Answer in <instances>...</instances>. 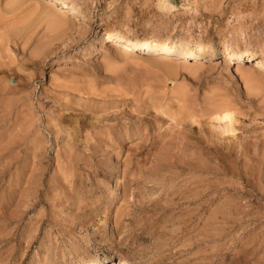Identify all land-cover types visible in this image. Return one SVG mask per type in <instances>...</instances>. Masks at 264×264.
Returning <instances> with one entry per match:
<instances>
[{
    "label": "rangeland",
    "instance_id": "1",
    "mask_svg": "<svg viewBox=\"0 0 264 264\" xmlns=\"http://www.w3.org/2000/svg\"><path fill=\"white\" fill-rule=\"evenodd\" d=\"M69 1L91 19L27 32L0 0V264H264V90L223 46L264 56V0ZM107 31L212 43L168 69Z\"/></svg>",
    "mask_w": 264,
    "mask_h": 264
},
{
    "label": "bare ground",
    "instance_id": "2",
    "mask_svg": "<svg viewBox=\"0 0 264 264\" xmlns=\"http://www.w3.org/2000/svg\"><path fill=\"white\" fill-rule=\"evenodd\" d=\"M5 1L4 2V5L7 4L6 0H3ZM8 1V4L11 2V3H15L14 5H12L13 7L17 6L18 4L20 6H22V4H25L26 6V3L29 4L30 2H34L33 6L31 8L34 7V9L32 10L31 8V12H30V9H29V13L27 12V14L25 13V16H24L21 20L18 19L16 20L18 23H16V27H20L21 29H24L25 31H27L29 29L30 30H34L35 32V29H36V24L38 25L37 27L39 28L41 23L42 22H46L44 28L47 30L48 28L50 29L51 26L53 27L55 22H69V20H71V17L70 15L73 17H77L79 18L81 21H89L91 18V16L89 17L86 13H82L80 11V9L77 7V5L75 6L73 3H71L69 0H7ZM161 6H166L168 5L166 3V0H159ZM10 3V4H11ZM31 5V3H30ZM29 5V6H30ZM10 9L12 8L11 5H9ZM19 6V7H20ZM8 7V5H7ZM7 7H3L7 10ZM17 7V8H19ZM2 8V9H3ZM8 8V11L10 10ZM28 8V7H27ZM1 9V10H2ZM4 10V9H3ZM3 11L4 13L6 12ZM19 10V9H18ZM21 11V10H20ZM11 12V11H10ZM12 12H14L12 10ZM8 13V12H6ZM5 13V14H6ZM0 19L2 20L3 18L1 17L2 16V11H0ZM3 17H9L7 15H5ZM13 15V14H12ZM28 16V17H26ZM26 17V18H25ZM70 17V19H69ZM9 19V18H8ZM4 21V19H3ZM41 21V23H40ZM54 24H53V23ZM13 23V22H12ZM40 23V24H38ZM19 24V25H18ZM48 24H53V25H49L48 27ZM9 25V24H8ZM7 25V26H8ZM11 25V24H10ZM64 25V24H63ZM14 26V24H13ZM42 26H43V23H42ZM57 26L59 27V25L57 24ZM12 27V26H11ZM9 26V29H12L11 32H17L20 31L21 33V29H16V27L14 28H11ZM47 27V28H46ZM57 27V28H58ZM7 28V31H8V27ZM4 27V29H6ZM14 29V30H13ZM27 29V30H26ZM50 31V30H48ZM9 32V31H8ZM14 32V33H15ZM16 32V33H17ZM23 32V30H22ZM28 32V31H27ZM45 32V31H44ZM47 32V31H46ZM15 35H20L19 33H17ZM33 33V31L31 32ZM41 33V32H40ZM27 35V37H25ZM24 38H26V42H28L29 38H31L30 36H32L33 34L30 35V32L29 33H26ZM24 35V34H22ZM22 35H20L22 37ZM7 36V35H6ZM1 38V37H0ZM22 39V38H21ZM25 42V40H24ZM26 42H25V45H26ZM46 43V42H45ZM110 44V45H113V46H116L114 44H118L119 46H116L118 47L119 49H121V51L123 53H125L127 56H131L132 58L133 57H141L146 51H150V50H154L156 49L157 50H162L163 52L162 53H159V54H151V56L149 57V59H152V60H155V61H159L160 63L164 64L168 69L172 66L173 67V60H174V55H184V56H181V61H183L184 63L183 64H188L189 63V58L193 55H199V54H204V52L206 51V49L208 48L209 45H211L212 41L210 39H203V38H199L197 40H194V41H190L186 44H175V43H172L168 36H164V35H160V34H151L149 35L148 37L144 38V39H140V38H134V37H126V35L118 32V31H107L106 34L103 36V39H102V44ZM231 43V42H230ZM223 46L226 50H229L230 53H231V59H235V60H240V61H244L245 59L247 60H254L256 59L255 63L252 64V66L250 68L248 67H242L240 68L239 66V71L241 73V76L244 78L243 80H245L246 84L248 85V83H252L248 86H251L253 87L255 84L256 86H259L261 85L262 89L264 90V56L263 55H259V56H255L253 53H245V52H242L240 51V49L234 45H231V44H226L223 42ZM147 49V50H146ZM1 50V49H0ZM206 54V53H205ZM145 56V55H144ZM3 61V60H1ZM237 61V62H238ZM2 63V62H1ZM195 65L197 66H200V63H201V60H197L195 59L194 62ZM171 67V68H172ZM8 82V81H7ZM260 88V87H259ZM258 89V88H257ZM254 90L255 87H254ZM223 92V91H222ZM264 93V92H263ZM223 94V93H222ZM227 100V98H226ZM225 100V101H226ZM225 101H223V103H218L220 104L219 106H216L215 109H213V114L216 116L215 119H220V120H225V123H223V128L225 126V130H230V131H233L235 129L234 127V123H236V115L234 113V110L232 109V106L230 105L231 102L230 101H226V103H224ZM230 102V104L228 103ZM217 105V104H216ZM92 105H88V108H90ZM58 110V109H56ZM106 112V111H105ZM56 113V112H55ZM190 113V112H189ZM188 113V116H193V113L192 114H189ZM97 114V113H96ZM103 114V113H102ZM95 115V114H94ZM101 115V114H100ZM212 115V114H211ZM25 116V115H24ZM48 116V114H47ZM238 116V115H237ZM99 117V116H98ZM197 117V116H196ZM195 118V117H194ZM193 118V119H194ZM50 119V118H49ZM192 119V118H191ZM196 119V118H195ZM51 120V119H50ZM17 122V121H16ZM224 122V121H223ZM56 123L53 122V124ZM89 123V122H88ZM225 124V125H224ZM20 125V124H19ZM56 125V124H55ZM180 125V124H179ZM219 125V124H218ZM27 126V125H26ZM95 126V125H94ZM167 127V126H166ZM220 127V126H219ZM222 127V126H221ZM11 129V128H10ZM84 129V128H82ZM26 130V129H25ZM170 131V130H169ZM172 131V130H171ZM178 132V131H177ZM222 132V131H221ZM224 132V130H223ZM11 133V132H10ZM131 129L130 128H127L126 126L121 128L120 130L117 131V133L112 132V133H108V135L105 136L104 139H107V140H104L105 143L108 145V146H118L120 143L122 142H119V140L123 139V138H127L129 136H131ZM94 134V133H93ZM100 134V133H99ZM110 134H112L110 136ZM170 134V133H169ZM9 135V134H8ZM12 135V134H11ZM35 136V135H34ZM103 136V135H102ZM101 135L99 136L98 134H94V135H91V134H88V136H86V142H88V140L91 138V137H94L98 142H102L103 141V137ZM107 137V138H106ZM166 137V136H165ZM260 139H263V138H260ZM34 140V138H33ZM7 141V139H6ZM5 141V142H6ZM9 143V142H8ZM180 143V142H179ZM179 143H178V146H179ZM5 144V143H4ZM182 144V143H180ZM7 145V144H6ZM158 145V144H157ZM155 146V145H154ZM235 146V144H234ZM233 146V147H234ZM263 146V145H262ZM4 147V146H3ZM180 147V146H179ZM214 147V145H213ZM209 148H212L211 146ZM235 148V147H234ZM233 148V149H234ZM230 149V148H229ZM241 149V148H240ZM261 150V148H259ZM213 150V149H212ZM239 150V149H237ZM154 151V150H153ZM220 152V151H219ZM262 152V151H261ZM264 152V151H263ZM262 152V153H263ZM238 153V152H237ZM261 153V155L263 156V154ZM240 156V155H239ZM236 157V156H235ZM261 158V157H260ZM264 159V156L262 157ZM261 158V159H262ZM258 159V158H257ZM261 159H259L258 161L261 162ZM257 161V160H256ZM259 162V163H260ZM240 163V162H239ZM261 163L259 164V167H260ZM138 168V167H137ZM136 168V169H137ZM195 169V168H194ZM141 170V169H140ZM263 170V169H261ZM135 172V170H134ZM137 172H139V168L137 170ZM151 172V170H150ZM260 174V173H259ZM257 175V174H256ZM155 176V175H154ZM263 182V181H262ZM264 187V186H263ZM263 189V188H262ZM261 191V190H260ZM259 192V191H258ZM259 195L263 196L264 198V192L261 191L259 192ZM106 261V260H105ZM90 264H94V263H90ZM101 264H126L124 263L122 260H119V261H116V260H111V261H106L105 263H101Z\"/></svg>",
    "mask_w": 264,
    "mask_h": 264
}]
</instances>
